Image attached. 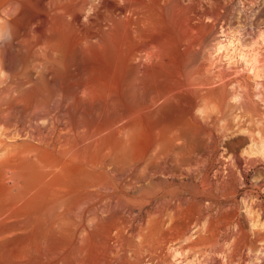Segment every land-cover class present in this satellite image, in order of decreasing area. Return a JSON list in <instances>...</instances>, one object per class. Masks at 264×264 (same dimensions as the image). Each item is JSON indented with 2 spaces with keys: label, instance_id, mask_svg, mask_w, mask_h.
Wrapping results in <instances>:
<instances>
[{
  "label": "bare ground",
  "instance_id": "obj_1",
  "mask_svg": "<svg viewBox=\"0 0 264 264\" xmlns=\"http://www.w3.org/2000/svg\"><path fill=\"white\" fill-rule=\"evenodd\" d=\"M205 19L214 16L196 7L187 16L173 0H0V80L33 46L44 64L40 79L0 88V264H102L129 238L123 218L146 206L105 196L102 171L157 163L165 171L183 127L162 114L191 93L184 68ZM233 164L240 168V159ZM95 206L108 224L87 223ZM152 228L134 238L156 232L161 243L179 244L186 237L175 217ZM190 241L187 250L198 255Z\"/></svg>",
  "mask_w": 264,
  "mask_h": 264
},
{
  "label": "rangeland",
  "instance_id": "obj_2",
  "mask_svg": "<svg viewBox=\"0 0 264 264\" xmlns=\"http://www.w3.org/2000/svg\"><path fill=\"white\" fill-rule=\"evenodd\" d=\"M173 1L187 16L195 7L214 16V20H204L199 50L184 68L190 76L184 90L188 88L191 93L187 90L178 96L176 103L168 105L162 114L168 122L172 119L169 123L182 124V145L172 146L170 153L174 156L170 155L165 171L161 169L162 163L148 170L124 169L120 173L113 167L102 171L101 180L110 187L105 196L135 200L134 206H146L123 218L128 228L125 236L129 238L119 244L124 249L116 246L103 263L264 264V0H180L179 4L178 0ZM18 41L9 46L13 55L19 51ZM219 46L227 50L218 52ZM36 47L25 51V60L3 72L0 88L12 87L21 79H40L44 71L43 53ZM16 126L9 123L10 130ZM236 158L240 159L241 169L233 164ZM170 217L177 220L179 234L186 232L183 238L188 242L184 243L182 238L179 244L161 243L156 232L142 242L134 238L140 232L146 235L147 228H157L159 220L166 222ZM108 222L107 214L98 206L87 216L90 226ZM189 241L197 242L198 255L187 250Z\"/></svg>",
  "mask_w": 264,
  "mask_h": 264
}]
</instances>
